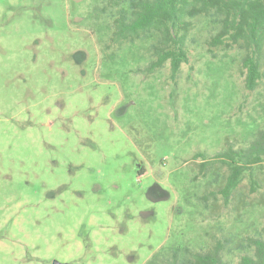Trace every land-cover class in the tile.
Here are the masks:
<instances>
[{
    "label": "rangeland",
    "instance_id": "374dc122",
    "mask_svg": "<svg viewBox=\"0 0 264 264\" xmlns=\"http://www.w3.org/2000/svg\"><path fill=\"white\" fill-rule=\"evenodd\" d=\"M115 17L102 0H0V264H145L216 241L237 264L264 167L225 203L226 167L199 164L264 131V60L249 90L243 51L210 47L199 17L176 77L149 72L153 38L115 43Z\"/></svg>",
    "mask_w": 264,
    "mask_h": 264
},
{
    "label": "trees",
    "instance_id": "16d2710c",
    "mask_svg": "<svg viewBox=\"0 0 264 264\" xmlns=\"http://www.w3.org/2000/svg\"><path fill=\"white\" fill-rule=\"evenodd\" d=\"M105 7L116 11L112 40L117 43L151 37L153 59L146 70L163 67L169 61L173 77L182 63L187 61L186 41L193 27V20L201 17L212 24L213 34L208 45L215 48L236 47L243 51L241 59L245 69V85L249 90L257 87L263 77L264 60V0H102ZM105 10V8H104ZM219 163L227 174L219 189L224 202L255 166L264 167V131L244 148L227 145L223 152L204 159L200 172H206ZM259 168V167H258ZM250 250L239 258L237 264H264V220L255 237L247 240ZM224 245L216 241L204 250L193 251L179 244H171L153 254L145 264H230L224 259Z\"/></svg>",
    "mask_w": 264,
    "mask_h": 264
},
{
    "label": "water",
    "instance_id": "95a60500",
    "mask_svg": "<svg viewBox=\"0 0 264 264\" xmlns=\"http://www.w3.org/2000/svg\"><path fill=\"white\" fill-rule=\"evenodd\" d=\"M52 264H62V263H59V262H57V261H54Z\"/></svg>",
    "mask_w": 264,
    "mask_h": 264
},
{
    "label": "flooded vegetation",
    "instance_id": "af4514ba",
    "mask_svg": "<svg viewBox=\"0 0 264 264\" xmlns=\"http://www.w3.org/2000/svg\"><path fill=\"white\" fill-rule=\"evenodd\" d=\"M157 189H158V190L161 192V193L159 192L160 194H162V193H163V192H162V191H161L159 188H157ZM162 195H163V194H162Z\"/></svg>",
    "mask_w": 264,
    "mask_h": 264
}]
</instances>
